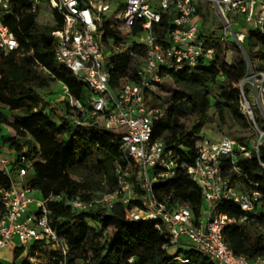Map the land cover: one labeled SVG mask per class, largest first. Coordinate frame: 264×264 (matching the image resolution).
<instances>
[{"label":"built area","instance_id":"1","mask_svg":"<svg viewBox=\"0 0 264 264\" xmlns=\"http://www.w3.org/2000/svg\"><path fill=\"white\" fill-rule=\"evenodd\" d=\"M14 0H0V50L3 55L19 50L20 44L4 17L15 16ZM35 12L47 4L62 21L61 28L52 33L54 56L91 94L86 105L68 96L71 107L78 113L88 114L102 130L116 136L127 162L126 171L117 169L118 185L113 192H96L89 200L80 196L65 200L75 212H88L99 208L112 209L116 202L126 205L125 216L131 222L153 224L166 243L162 247L176 264H191L180 249H191L214 264H264V255L251 261L236 255L226 243V229L255 224L264 248V202L259 184L247 180L240 184L233 174H239V164L256 155L260 159L264 147V72L249 68L246 77L236 88L240 95L242 114L254 132L246 143L222 137L218 140L199 138L197 157L190 166L182 162L176 150L166 147L160 140L152 141L154 123L165 113L149 105L147 90L159 84L163 72L180 71L195 67L201 60L213 61L215 49L211 36L200 24L201 9L209 7L221 19L224 45L231 36L235 45H243L249 28L263 30L264 0H25ZM243 24L246 30H239ZM134 28L138 32H134ZM135 46L145 50L138 68L139 81L124 79L116 89L109 86L108 60L114 54L124 53ZM123 47H126L123 49ZM249 85L246 89L245 85ZM253 102H251V100ZM258 104L261 118L254 107ZM33 160L25 155H0V173L10 180V187L0 192L4 208L0 220V251L8 248L12 264L28 259L30 264H45L38 259L49 251L47 261L65 264L69 247L59 236L51 219L48 204L62 197L41 199L25 184V177L33 167ZM131 166L136 169L131 180ZM13 171L22 183L13 180ZM186 172L190 180L201 189L205 208L196 219L186 204L169 207L155 195L154 186ZM136 187L140 193L136 192ZM222 203L240 209V218L219 211ZM40 245L34 255L27 258L26 251ZM25 248V255L15 259V250ZM26 257V258H25ZM2 264V263H0Z\"/></svg>","mask_w":264,"mask_h":264},{"label":"trees","instance_id":"2","mask_svg":"<svg viewBox=\"0 0 264 264\" xmlns=\"http://www.w3.org/2000/svg\"><path fill=\"white\" fill-rule=\"evenodd\" d=\"M12 9L15 16L4 17L3 21L18 39L20 48L0 57V105L8 109L16 134L29 137L24 144L15 140L17 136L8 141L15 150L12 153L25 155L34 162L25 177L26 186L44 199L63 198L61 201L49 202L48 207L54 227L69 247L64 258L65 264H176L172 256L162 248L166 243L163 234L153 224L128 221L125 216L127 206L122 202H116L110 210L99 208L88 212H75L65 205L66 199L76 196L89 200L96 192H113L118 185L117 169L126 171L127 162L116 136L100 129L93 120L89 133L81 132L80 126L88 120V114L78 113L77 108L70 106L68 99L66 105L74 112V119L61 124L51 119L35 89L48 85L45 74L52 81L66 86L69 96L81 105L90 108L86 102L92 96L85 84L55 59L52 33L62 26L57 14H54L53 26H44L38 22L40 9L31 11L30 4L25 0H14ZM133 31L136 33L138 29L134 28ZM210 36L215 49L213 61L201 60L195 67L163 72V76L170 77L175 85L184 88L186 92L178 93L177 104L170 106L164 117L156 121L153 127L152 141L160 140L166 147L176 150L182 162L188 166L197 157L196 143L203 127L212 123L208 115L211 109L209 84L222 77L218 99L224 103L234 123L246 130L250 127L242 114L236 85L246 77L250 67L257 72H264V26L263 30L249 28L245 36L243 47L250 67L242 54L232 63L222 58L220 39ZM144 54L142 46H135L111 56L108 60L109 86L116 89L124 79L138 82L137 70L133 68V55L143 57ZM149 93L150 90H147V95ZM215 106L217 111H221L220 103ZM185 110L197 117V122L189 132L184 130L179 118V114ZM7 124V117L0 112V125ZM238 141L243 144L248 139ZM260 159L264 162V147ZM239 167L240 172L233 174L234 179L240 184L247 183V180L259 184L264 202V171L256 155L251 160L242 161ZM83 168L94 178L79 175V170ZM133 168L131 166L129 174L131 180L135 181L136 171L133 173ZM9 187L10 180L0 173V192ZM136 192L140 193L138 187ZM154 192L158 200L169 207L188 205L196 219L200 218L205 208L200 187L190 180L186 172L155 185ZM218 209L231 217L242 216L240 209L229 203L220 204ZM3 213L0 200V220ZM244 225L257 228L255 224ZM244 225L226 229L224 238L236 255L253 261L264 255L263 239L259 236L258 241L252 242L242 230ZM258 225L264 226V222L260 221ZM39 247L36 245L26 253L25 248H17L15 259L19 260L25 254L27 258L34 255ZM179 253L189 257L191 264H214L188 248L180 249ZM21 264L30 262L23 259ZM45 264L59 263L47 261Z\"/></svg>","mask_w":264,"mask_h":264},{"label":"rangeland","instance_id":"3","mask_svg":"<svg viewBox=\"0 0 264 264\" xmlns=\"http://www.w3.org/2000/svg\"><path fill=\"white\" fill-rule=\"evenodd\" d=\"M200 18L203 22L200 24L203 25V30L212 35L213 38H220L223 33V25L221 19L217 16L215 11L209 7H204L201 9ZM38 22L40 25L53 26L54 19L52 16V12L47 4H43L40 8V14L38 18ZM126 47H123L125 49ZM3 53L0 51V57ZM241 55L240 48L235 45L234 38L231 36L224 45L222 46V51L220 56L227 60L229 63H232L234 60ZM143 61L139 58H136L133 64V68L138 70L141 68ZM45 77L48 79V85L44 88H35L37 92L40 94L43 102V108L47 113L50 114L51 119L56 124H61L63 122H67L68 120H72V114L74 112L68 109L67 99L68 96L64 92V85H62L58 81H52L48 74H45ZM220 84H222V77L216 79L214 83H210L208 87V97L211 102V109L209 110V117L212 119L211 124H206L201 133L200 138H207L211 140H218L222 137H229L235 140L238 139H252L254 137V132L249 129H241L237 126L232 120L230 114L226 111L224 107V103L218 99V92ZM249 85H245L247 89ZM185 93L186 90L182 87H179L173 83V81L168 76H164L163 80L156 84L154 87L150 89V93L148 95L149 105L152 107L160 108L164 113L168 111L170 106L173 104H177L179 94ZM251 102L252 99H250ZM220 103L221 111H217L216 104ZM65 108H67L65 113ZM254 111L257 119L261 118V111L258 104L254 107ZM0 112L7 117L8 124L0 125V153L9 152L12 153L14 150L13 145L10 142L14 136L16 141L20 144H24L29 137L24 135L16 134L13 129V120L9 116L8 109L0 105ZM180 122L184 127V130L189 132L193 125L197 122V117L193 115L189 110H185L184 112L179 114ZM76 119V118H75ZM90 120V121H88ZM88 120H86L85 124L80 126L81 132L87 134L90 131L91 125V117L88 115ZM93 122V121H92ZM264 128V126H262ZM6 156V155H4ZM136 169L133 168V173ZM79 175L87 178H94V175L89 173V171L83 169L79 170ZM13 180L16 184L22 183L19 178H17L15 172L13 171ZM32 197L36 199H41L37 192H33L31 194ZM244 234H246L252 242H256L260 239L259 231L252 225H244L242 227ZM50 253L49 251H43L39 254L38 259L40 261H45L49 259ZM12 257L10 256L9 249L6 248L0 251V263L2 264H12Z\"/></svg>","mask_w":264,"mask_h":264},{"label":"water","instance_id":"4","mask_svg":"<svg viewBox=\"0 0 264 264\" xmlns=\"http://www.w3.org/2000/svg\"><path fill=\"white\" fill-rule=\"evenodd\" d=\"M240 51H241V54L243 55L245 61L247 62V64H248L249 67H250L251 65H250V62H249V58H248V56H247V53H246V51H245L243 45H240ZM250 68H251V67H250Z\"/></svg>","mask_w":264,"mask_h":264},{"label":"crops","instance_id":"5","mask_svg":"<svg viewBox=\"0 0 264 264\" xmlns=\"http://www.w3.org/2000/svg\"><path fill=\"white\" fill-rule=\"evenodd\" d=\"M238 29L244 31V30H246V27H245L243 24H241V25L238 27ZM9 154H10L9 152H3V153L1 152V153H0V155L3 156V157H7ZM4 155H6V156H4Z\"/></svg>","mask_w":264,"mask_h":264}]
</instances>
